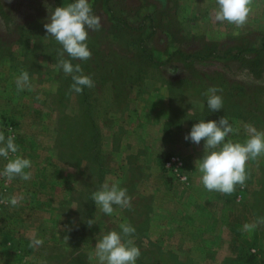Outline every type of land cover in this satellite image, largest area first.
Here are the masks:
<instances>
[{"label":"rangeland","instance_id":"obj_1","mask_svg":"<svg viewBox=\"0 0 264 264\" xmlns=\"http://www.w3.org/2000/svg\"><path fill=\"white\" fill-rule=\"evenodd\" d=\"M62 1L67 6V0ZM120 1L126 9L149 2L148 10L155 11L160 24L171 27L177 38L193 39L186 49H195L202 39L221 44L240 34H264V0H253L247 23L240 28L213 21L215 0ZM46 3L5 0L3 5L18 15L12 19L35 14L31 19L40 16L47 22V9L38 10ZM98 16L101 24L107 22L101 11ZM172 38L164 29L151 40L149 47L159 62L179 47ZM13 39L10 35L11 48L0 58V131L15 136L16 155L32 162L25 170L32 178L7 182L0 177V200L23 196L17 206L0 203V264H98L96 240L120 231L122 223L136 230L131 237L141 252L136 264H264V225L243 230L245 223L264 217V154L248 160L244 186L236 185L227 195L206 190L195 169L204 142L184 139L200 120L218 121L222 116L239 129L226 141H246V124L264 131V70L251 73L238 62L215 59L186 67L174 59L163 67L150 65L131 88L118 82L122 88L85 87L86 96L70 91L73 81L55 67L50 51H31L32 36L27 40L30 48ZM111 51L128 53L105 39L98 47L101 62ZM168 67L181 71L169 75ZM22 70L29 73L31 90H17ZM192 70L218 74L226 86L251 89L256 106L252 109L245 99L223 100L221 111L212 112L207 90L180 82ZM62 84H69L68 89ZM173 157L180 166H167ZM6 163L0 157V171ZM106 182L127 188L131 208L114 206L111 216L100 211L91 194ZM89 219L95 224L88 226ZM33 238L43 244L33 247Z\"/></svg>","mask_w":264,"mask_h":264},{"label":"clouds","instance_id":"obj_2","mask_svg":"<svg viewBox=\"0 0 264 264\" xmlns=\"http://www.w3.org/2000/svg\"><path fill=\"white\" fill-rule=\"evenodd\" d=\"M215 2L217 6L213 9L212 15L214 22H227L237 28L247 23L253 0H215ZM101 26V19L93 13L89 0H73L67 6L56 7L44 24L47 33L44 38L51 36L62 46L57 50L55 67L58 70L62 69L65 75L71 76L73 83L70 85V91L77 94H81L85 87H94L95 82L90 75L83 73L79 63L73 64L72 61H87L91 58L87 43L89 31H98ZM65 54L68 58H65ZM179 71L181 70L174 67L166 69L169 75ZM16 85L18 91L25 88L31 90L29 73L26 70L21 71ZM222 91L215 86L207 90V106L212 112L221 111L223 107V98L217 95ZM244 127L248 139L243 143L233 142L230 139L226 141L229 134L238 132L239 129H234L225 116L220 117L218 121L200 120L184 137L186 141L190 140L196 145L201 141L204 142V154L201 159L195 161V169L201 173V182L206 190L231 195L236 185L243 187L248 179L246 172L248 160L264 154V131H258L250 124ZM7 131L12 133L11 128ZM18 152L19 146L15 143V136L12 134L5 136V133L0 131V157L7 161L0 171V177L5 178L7 182H11L16 177L24 181L32 178V173L25 171L32 167V162L21 155H16ZM10 154L12 158H9ZM187 179V175L182 177L183 181ZM91 199L99 206L102 213L111 216L114 206H119L121 209L131 208L132 197L128 195L127 188L120 187L119 182L111 184L106 182L91 194ZM21 200H23L22 195H14L9 199L0 200V203L17 206ZM87 224L92 226L95 221L89 219ZM261 225H264V217H258L252 223H245L243 230L252 232ZM119 227L120 231L111 230L100 235L96 240L94 256L98 264H136L140 257V248L131 238L135 234V228L130 223H122ZM65 239L67 240V237ZM42 244V239L31 240L33 247Z\"/></svg>","mask_w":264,"mask_h":264},{"label":"trees","instance_id":"obj_3","mask_svg":"<svg viewBox=\"0 0 264 264\" xmlns=\"http://www.w3.org/2000/svg\"><path fill=\"white\" fill-rule=\"evenodd\" d=\"M45 5H39L47 9V15H51L56 7L63 6L62 0H46ZM73 0H67V4ZM120 0H91L94 14L101 11L105 17V23H102L100 30L89 31V39L87 41L88 47L91 51V58L87 61H72L73 64L79 63L81 68L92 77L95 82V90L109 88L106 84H111L114 89L122 88L117 85L125 84L126 88H131L135 84L140 83L150 65L166 66L172 60H176L182 66L191 67L195 64H200L210 59H215L224 62H238L240 66H245L251 73H256L264 70V34H240L238 36L229 37L226 43H218L216 41L209 42L204 39L196 46L195 49H186V45L192 42L180 35L176 37V32H172L171 27L164 26L156 19L155 11H149L147 4L134 5L126 9L120 3ZM5 0H0V58L7 55L11 48L10 35L13 40L21 46L25 43L26 46L31 47L28 42L29 37L32 36L34 43L31 51L44 52L50 51V54L57 62V50L62 46L56 40L49 36L47 43H43L42 37L47 34L44 29V24L47 23L45 17L31 14L27 16L22 14L17 19V16L12 10H8ZM147 5V6H146ZM170 19L168 20V24ZM7 24V27H6ZM5 25V28L2 26ZM171 35L172 40L177 42L179 46L175 49L168 59L164 62H159L153 55L152 49L149 47L151 40L158 35V30H163ZM37 32V33H35ZM105 39H110L114 44H117L121 49L127 50L125 56H120L118 53L111 51L106 62H101L102 58L98 52V47L101 46ZM28 40V41H27ZM24 46V45H23ZM65 58L67 54H65ZM177 68V67H174ZM190 70V69H189ZM72 81L71 76L68 78ZM182 82H188L189 86L197 85L200 90H208L209 87L215 86L222 89L217 95H221L223 100H249L252 109L256 106L255 100L249 91L251 89H240L236 83L234 85L226 86L222 78L218 74L205 75L201 72H192L182 79ZM72 84V83H70ZM186 84V83H185ZM69 84H62V88L68 89ZM119 90L118 96H123ZM242 93L243 97L238 95ZM82 94L88 95V89L84 88ZM117 96V97H118ZM100 168L103 167L100 165Z\"/></svg>","mask_w":264,"mask_h":264},{"label":"built area","instance_id":"obj_4","mask_svg":"<svg viewBox=\"0 0 264 264\" xmlns=\"http://www.w3.org/2000/svg\"><path fill=\"white\" fill-rule=\"evenodd\" d=\"M180 160L176 157H173L170 159V161H168L167 163V166L170 167V166H173V165H176V166H180Z\"/></svg>","mask_w":264,"mask_h":264},{"label":"crops","instance_id":"obj_5","mask_svg":"<svg viewBox=\"0 0 264 264\" xmlns=\"http://www.w3.org/2000/svg\"><path fill=\"white\" fill-rule=\"evenodd\" d=\"M187 172L189 173V169H187Z\"/></svg>","mask_w":264,"mask_h":264}]
</instances>
